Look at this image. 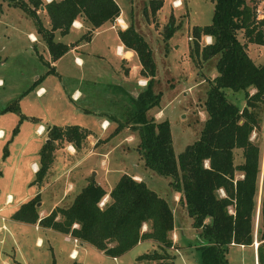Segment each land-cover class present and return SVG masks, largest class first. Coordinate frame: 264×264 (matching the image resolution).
<instances>
[{"label":"rangeland","instance_id":"rangeland-1","mask_svg":"<svg viewBox=\"0 0 264 264\" xmlns=\"http://www.w3.org/2000/svg\"><path fill=\"white\" fill-rule=\"evenodd\" d=\"M114 1L120 7L126 25L131 22L151 49L155 64L153 91L159 92V102L146 111V116L169 122L172 151L176 155L199 137L206 119L203 102L209 80L216 74L214 62L218 55L205 60L198 52L193 53L194 41L202 47L210 40L205 35L194 39L192 28L210 22L214 0H179L181 4L177 6H172L173 0H163V5L154 15H150L145 8L148 0ZM259 1L256 0L255 4ZM170 15L176 28L170 38L164 40V26ZM103 29L104 33L95 35L81 47L82 66L72 61L71 53H66L55 63L58 73H46L50 65L49 54L44 41L35 31L32 18L19 7H7L5 1L0 0V107L18 98L19 111L37 118H22L18 122L16 112H0V128L4 132L0 137V264H112L109 257L91 253L92 249L83 255H76L79 250L84 253V249H79L84 245L68 234L55 232L36 222L14 220L10 216L20 202L36 193L38 216L47 214L54 206H67L74 194L89 181L92 171V180L105 191L115 184L121 173L138 174L147 188L166 200L177 232L192 241L198 238L199 229L190 226V218L177 200L178 192L169 185L170 177L156 174L143 165L136 149L139 140L137 131L126 124L114 132L119 123L123 124L124 110L128 105L125 94L117 85L124 89L132 86L133 92H137L145 86L146 78L142 80V76L137 75L134 64L138 65V60L135 55L128 64L131 66L129 78L123 77V65L119 62L121 58L129 59L131 52L129 57H122V51L118 49L117 54L115 43L119 39L116 29L107 26ZM28 31L34 32L37 40H30ZM237 37L245 43L250 59L256 65H262L264 44L246 41L241 32ZM121 63L127 64L124 61ZM31 84L34 87L31 88ZM37 85L43 87L42 94L35 95ZM70 86L80 90L77 100L68 98ZM223 92L225 98L238 107L244 105L241 91L226 88ZM248 92L252 90L248 89ZM260 116L262 124L259 131L250 134L251 139L258 141L261 147L259 185L264 167V111ZM102 118L108 121L106 128L100 123ZM37 123L43 125L41 129L38 127L41 130L39 133L36 131ZM70 123L85 126L91 135L85 137L79 148L65 139L57 140L45 174L39 182L34 181L31 165L34 162L38 165V149L46 139L45 126ZM16 124L18 130L12 135L11 130ZM4 144L7 154L3 157ZM233 153V162H241L240 150L234 149ZM5 192L12 194L9 203ZM220 194L223 192L220 191ZM105 199L106 196L100 201ZM255 220L256 216L254 228ZM169 236L173 243L175 235L170 232ZM259 241L253 236L248 246L231 245L225 255L227 263L253 264L252 256L256 255ZM190 246L193 253L188 261L197 264L194 247ZM69 247L68 256L74 252L71 259L67 257ZM262 248L264 250V244Z\"/></svg>","mask_w":264,"mask_h":264},{"label":"trees","instance_id":"trees-1","mask_svg":"<svg viewBox=\"0 0 264 264\" xmlns=\"http://www.w3.org/2000/svg\"><path fill=\"white\" fill-rule=\"evenodd\" d=\"M4 1L19 7L32 18L51 61L69 48V44L54 38V30L66 33L73 19L79 16L88 28L73 42L87 41L95 27L102 22L114 21L120 13L114 0ZM255 1L214 0L210 22L193 26L194 39L200 35L210 37L202 47L194 41L193 53L198 52L205 60L218 55L214 62L216 74L209 80L205 92L206 119L199 137L176 155L172 151L169 122L146 116V111L159 102V92L153 91L155 64L151 49L131 22L125 28L117 29L120 43L135 52L139 74L146 78V84L135 95L117 85L125 94L128 105L123 124L119 123L114 132L129 124L131 130L137 131L136 149L143 165L156 174L170 177L169 185L178 192L177 200L190 218V226L199 229L198 238L192 244L197 264H229L225 257L229 247L248 246L253 236L261 241L256 247L257 262L264 264V167L259 185L261 147L250 135L252 131H259L262 124L264 63L256 65L248 56L245 43L237 37L241 32L246 41L264 44V16L255 20ZM162 3L163 0H148L145 8L154 15ZM40 5L48 17V26L42 24L36 13ZM175 26L170 15L164 26V40L170 38ZM45 72H55L53 65ZM226 88L243 93L241 108L225 98L223 89ZM7 110L18 114V122L22 118L37 119L19 111L18 98L0 107V112ZM17 124L11 130L12 135L18 130ZM45 128L46 139L38 149V165L34 171L36 182L41 180L52 161L57 140L65 139L79 148L90 133L88 128L75 123L52 124ZM234 149L241 153L242 160L237 164L233 162ZM2 150L4 157L6 144ZM105 194L106 199L99 204ZM36 200L37 193L20 202L10 216L14 220L36 222L67 233L116 257L143 239L155 241L160 250L173 247L169 236L173 229L172 210L164 198L147 188L142 179L135 180L131 175L121 173L107 192L98 182L89 180L67 206H54L43 216H38ZM255 216L256 228L253 226ZM164 257L171 258L152 251L141 253L135 259L155 261L156 264L157 259Z\"/></svg>","mask_w":264,"mask_h":264},{"label":"crops","instance_id":"crops-1","mask_svg":"<svg viewBox=\"0 0 264 264\" xmlns=\"http://www.w3.org/2000/svg\"><path fill=\"white\" fill-rule=\"evenodd\" d=\"M44 1H49V0H44ZM174 1H175L176 4H180V3H177L176 2L177 0H174ZM5 3H6V1H5ZM6 5H7V7H17V6L9 5L7 3H6ZM7 9H9V8H7ZM36 13L39 16L42 24L44 26H48L49 20H48V17H47V15L45 13V10H44L43 6L42 7H39L36 10ZM116 20H119V23ZM83 24H85V23L82 21L81 17L78 16V17H76V18L73 19V21H72L71 25L69 26L68 31L66 33L60 34L58 32V30H54L53 31L54 32V38L56 40H60L62 42H65V43L69 44V48L63 54H61L58 58H56L53 61L49 60V64L50 65H53V68H54V71L55 72H57V70L55 69V67H56V64L55 63H57V60L60 57H62L64 54H66V53H71L72 54V61L76 65L82 66V64H83V58H82L81 54L79 53V51H81V47L84 46L86 44V42H90L91 39H93V37L95 35H98L100 32L104 33L103 26H107L109 29H116L115 30L116 31V34H117V29H123V28L126 27L125 17L121 13V10H120L119 15L115 18V20L112 23H110V22H102L100 25H98L97 27H95L92 30V33L90 35L89 40H87V41H78L77 43H74L73 41L75 39H77L79 37V35L82 32L85 31V29L88 28L87 25H84L83 26ZM69 33H72L71 34L72 36H67ZM27 35L29 36V39L31 38L33 41L37 40V36L35 35L34 32L28 31L27 32ZM207 37L210 40V37L209 36H207ZM117 39H118V36H117ZM115 44H116L115 47L117 48V54H119L118 53V49H119L120 51H122V57L123 56H126V54H127V52H125L126 51L125 50L126 47H124L120 43L119 40H117V42ZM127 50H129V49H127ZM128 52H131V56H130V53L127 55L128 57L130 56L129 59H126L125 58L126 60H122V58H121L120 59L121 61L119 62V64L123 65L122 71H123V77L124 78H129V75H130V72H131V66L128 65V64L130 63L131 58L135 55V52H133L132 50H129ZM93 53H95V52H93ZM96 54L98 55V53H96ZM122 61L127 62V64L126 63H121ZM0 63H1V61H0ZM134 67H135V69L137 71V75H140L139 74V69H140L139 63H138V65L134 64ZM141 79L142 80H145V77L142 76ZM1 83H2V81L0 79V84ZM127 88L128 89H124V88L123 89L128 94L135 95L134 93H136V91L133 92L134 91L133 90L134 87L128 86ZM42 90H43V87L41 85H37V87L34 90L35 95L42 94L43 93ZM80 95H81V92H80V90L77 87H75V86H72V87L70 86L69 87V90H68V93H67V96H68L69 99L77 100V98L80 97ZM100 123H102V126H104L105 128L108 126V121L105 118H102L100 120ZM81 126H83V125H81ZM38 127L39 128L40 127L42 128L43 125L41 123H37L36 128H38ZM83 127H85V126H83ZM3 134H4V132L0 128V137H2ZM89 135H91V133H89L87 136H89ZM33 166H34V168H33ZM31 167H32V170L35 171V169L37 168L36 163L34 162L31 165ZM131 176H133V179H135V180H140L141 179V177L138 174L137 175H135V174L132 175L131 174ZM110 188L108 187L106 189V191H108ZM5 193L7 194L6 195V201H7V203L11 202L12 201V198H13L12 197V194L10 192H5ZM105 196L107 197V194H105ZM175 223L176 222L173 221V226H172L173 229L171 231L175 235V240H174L173 245H172L173 248H166L165 251L164 250H160V247H158V244L155 241H153L151 239H143V240H139V242L136 243L131 249H129L128 251L122 253L120 256H117L116 257V256H111V255L105 254L101 250L96 249L95 247H93L92 245H90L89 243L84 242V241H79L77 239L79 242H82V244L84 245V247L83 246H79V249H81V250L84 249L86 252L84 251V253H83V252H81L79 250V251H77L76 255H78L79 253H80V255H83V254L87 253V250L92 249V250H90L91 253H95V254H97L99 256L104 255V256L109 257V259L112 261V264H127L126 263L127 260H128V264H135V263H139V264H154L155 261H150V260L149 261H146V260H139V261H137L135 259L141 253H149V250L151 249V252L152 251H156V252L158 251L161 254H166L167 256H170L171 257V258L164 257V258H160L159 260L157 259L156 262L157 261L158 262H161L160 264H166V263H171V264H191L188 261V259H190V258L192 259V253H193V252L191 253V251H190L191 250V247H192L190 245L194 244L195 241H192L190 239H187L182 233L177 232V228H176V224ZM141 228L143 230H145V225H142ZM49 229H51V228H49ZM55 232H59V231H55ZM60 233H62V232H60ZM64 234H67V233H64ZM235 246H237V245H235ZM135 249H138V250L135 251L132 254H129V253H131V251H134ZM69 250H70V247H69V249L67 251V257L71 259L72 257L70 255L68 256ZM126 255H128V256H126ZM125 257H127V258H125Z\"/></svg>","mask_w":264,"mask_h":264},{"label":"built area","instance_id":"built-area-1","mask_svg":"<svg viewBox=\"0 0 264 264\" xmlns=\"http://www.w3.org/2000/svg\"><path fill=\"white\" fill-rule=\"evenodd\" d=\"M177 2L178 3H180L179 2V0H177ZM171 4H172V6L174 5V6H177V5H179V4H176L175 3V1L173 0V2H171ZM181 4V3H180ZM254 18H255V20H260L263 16H264V0H260L259 1V4H255L254 5ZM118 23H119V20H116ZM209 42V41H208ZM138 81L139 80H137L136 82L138 83ZM139 84V83H138ZM36 131L39 133L41 130H38V128H36ZM99 203H102L101 201L99 202ZM74 240H77L76 238H74ZM240 246H242V245H240ZM170 248H173V247H170ZM70 256H72V255H74V252H70V254H69ZM256 264V263H255Z\"/></svg>","mask_w":264,"mask_h":264},{"label":"flooded vegetation","instance_id":"flooded-vegetation-1","mask_svg":"<svg viewBox=\"0 0 264 264\" xmlns=\"http://www.w3.org/2000/svg\"><path fill=\"white\" fill-rule=\"evenodd\" d=\"M252 262H253V264H258V262H257V253H256V255H253L252 256Z\"/></svg>","mask_w":264,"mask_h":264},{"label":"water","instance_id":"water-1","mask_svg":"<svg viewBox=\"0 0 264 264\" xmlns=\"http://www.w3.org/2000/svg\"><path fill=\"white\" fill-rule=\"evenodd\" d=\"M39 7H42L41 5ZM94 173V171L91 172V175L89 176V180H92V174ZM39 203V202H37Z\"/></svg>","mask_w":264,"mask_h":264},{"label":"bare ground","instance_id":"bare-ground-1","mask_svg":"<svg viewBox=\"0 0 264 264\" xmlns=\"http://www.w3.org/2000/svg\"><path fill=\"white\" fill-rule=\"evenodd\" d=\"M129 54V52H127V54L126 55H128ZM39 130V129H38Z\"/></svg>","mask_w":264,"mask_h":264}]
</instances>
